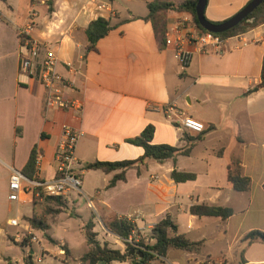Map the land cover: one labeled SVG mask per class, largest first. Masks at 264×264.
<instances>
[{"label": "crops", "instance_id": "1", "mask_svg": "<svg viewBox=\"0 0 264 264\" xmlns=\"http://www.w3.org/2000/svg\"><path fill=\"white\" fill-rule=\"evenodd\" d=\"M154 1L171 6L156 17L159 34L147 19L148 4ZM186 1L190 0H0V244L13 237L8 221L20 218V206L25 209L22 216L35 214L32 190L21 195V202L9 200L12 170L21 172L35 147L37 178L53 179L63 129L72 127L82 131L74 155L84 194L71 192L63 199L72 201L67 207L74 208L79 217L76 207L81 206V200L88 201V208H94L95 203L99 215L92 212L87 216L83 228L92 220L101 245L126 251L125 240L105 226L114 217H131L135 237L138 234L151 244L153 226L170 217L179 234L191 241H204V246L199 253L171 249L150 264H264L261 242L245 249V263L240 257L244 236L254 230L264 232V87H258L264 75V24L224 39L219 55L195 51L182 72L176 48L166 45L165 38L178 24L198 28L191 13L177 10ZM250 1L207 0L205 17L222 23ZM98 18L109 21L112 28L88 50L86 30ZM31 19L30 38L55 55L58 72L70 78L67 65L80 68L70 94L83 101L80 115L46 108L43 89L19 75L18 31ZM189 48L195 50L194 45ZM186 117L201 122L204 131L184 129L181 121ZM148 125L155 128L152 144L181 149L191 145L190 153L157 162L160 173L150 168L156 161L147 160L145 165L128 169L125 180L111 188L107 186L119 172L85 169L95 161L141 157L144 150L128 141ZM196 137L200 139L187 141ZM232 160L240 162L243 175L251 180L248 191H235L228 182L227 167ZM173 170L194 174L195 179L177 183L171 177ZM88 175L100 179L101 186L92 187ZM30 182L26 178L23 185ZM195 204L229 207L233 214L225 221L197 217L189 212ZM64 212L47 220L49 229L50 221ZM49 229L41 232L56 246V257L65 246L69 254H64V264L71 258L82 264L80 258L89 251L88 244L84 254L75 257L69 242L49 236ZM112 241L116 247L109 244ZM133 261H139V256ZM0 264L12 261L0 253Z\"/></svg>", "mask_w": 264, "mask_h": 264}, {"label": "trees", "instance_id": "2", "mask_svg": "<svg viewBox=\"0 0 264 264\" xmlns=\"http://www.w3.org/2000/svg\"><path fill=\"white\" fill-rule=\"evenodd\" d=\"M196 2L197 0L186 1L180 4L177 7V10L187 11L191 13L196 26L199 29L204 30L198 23L196 17ZM170 8L171 6L169 4L163 3L161 1H154L148 4L149 14L147 16V19L151 20L154 23L155 30L158 34L159 32L162 33V31L159 30L155 25L156 17L159 16V14H163ZM261 24H264V1L236 27L230 29L227 32L217 35L222 39H227L238 34L246 33L248 30L255 28ZM111 28V23L103 18H98L92 21L86 30V35L89 39L88 50L94 49L97 42L102 39L111 30ZM258 87H264V75L262 83ZM154 130L155 128L153 125H148L140 133V135L128 141L130 144L139 146L144 150V154L138 159L121 162L95 161L92 163H87L85 165V169L100 170L106 174L119 172L115 174L110 180L107 188H111L115 186L118 181L125 180V173L128 169L145 165L147 160H154L158 163H163L166 160H175L180 155H188L190 153L191 145L185 149H181L166 144H152ZM199 139L200 137H196L191 138L187 141L194 142ZM37 160L38 152L34 147L21 173L31 182L43 183L44 181L38 179L36 175ZM171 177L177 183L195 179L194 174L179 172L177 170L172 171ZM227 180L232 186L233 190L238 192L248 191L251 185V180L243 175L242 168L238 160H232L228 165ZM38 202H41L45 205H54V207H50L47 213H45L47 216H56L61 212H64L68 208V203L65 199H63L62 197L48 196L44 193L41 187L36 186L32 189V205L35 206ZM189 212L191 215L197 217H216L220 218L222 221H225L233 214L232 209L229 207L211 206L207 204L192 205L189 209ZM24 220L30 225L33 230L45 231L49 229L47 220L41 217L32 215L31 217H24ZM105 226L109 231L124 240H126L136 228L135 225L132 222L128 221L126 218L118 217L112 218L105 224ZM93 229L94 223L92 220H89L83 228V233L90 248L89 251L80 258V262L82 264H110L112 262H128V264H132L131 262L135 259L136 255L129 254L130 251L142 253L143 257L139 259V261L142 264H150L152 261L160 260V258L165 257L168 251L171 249L182 250L190 253H199L204 246V241H191L185 235L179 234L177 225L170 217L162 219L160 222L153 226L149 237V239H152L154 241L152 244L146 243L143 238H140V245L143 246L144 250L135 248L134 246L126 243V251L122 253L120 250L109 248L106 244L101 245L98 242L97 234L93 231ZM10 240L15 243V239L10 238ZM254 242H261L264 244V232L254 230L244 236V238L242 239V243L245 245V247L240 254L242 263H245V260L243 258L245 249ZM20 245L23 247H29L32 250V245L27 240L21 242ZM63 248L65 250V255H68L69 250L67 249V247L63 246ZM25 264H32V255H28L25 258ZM199 264H209V262L205 261Z\"/></svg>", "mask_w": 264, "mask_h": 264}, {"label": "built area", "instance_id": "3", "mask_svg": "<svg viewBox=\"0 0 264 264\" xmlns=\"http://www.w3.org/2000/svg\"><path fill=\"white\" fill-rule=\"evenodd\" d=\"M33 27L34 22L31 19L18 31L20 39L19 75L27 77L43 89L44 105L46 108L72 111L80 115L83 109V101L70 95L74 91V79L81 74L80 68L74 64H68L70 78L62 76L57 70L58 60L55 55L46 45L36 39L30 38ZM223 42L224 39L217 34L199 28L186 27L184 24H178L173 27L166 33L165 38L166 45L175 46L176 59L182 72L188 68L195 51L219 55L222 52ZM190 45H194L195 50L190 49ZM42 52H44V56L41 58ZM170 110L171 108L167 111ZM181 125L184 129L195 133H202L205 129L201 122L190 117L182 119ZM81 135L82 131L80 129L65 127L62 133V140L55 154V177L43 183L30 182V185L41 187L48 196L64 198L71 192L84 194L80 174L75 169L78 161L74 155L76 144ZM24 180L26 178L20 171L12 170L8 183V198L11 202H21V195L30 191V189L23 185ZM90 206H92L91 202ZM130 218L126 217L128 221L132 222ZM24 223L22 224V220L17 216L8 221L11 227H21L27 232V235L23 237L17 234L15 241L19 243L24 240H28L29 242L37 241L36 237L31 233L33 229L29 224ZM125 242L135 248L144 250L143 246L140 245V236L137 234L135 237V232H132ZM59 253L64 255V249H60ZM37 261L41 262L42 260L39 258Z\"/></svg>", "mask_w": 264, "mask_h": 264}, {"label": "rangeland", "instance_id": "4", "mask_svg": "<svg viewBox=\"0 0 264 264\" xmlns=\"http://www.w3.org/2000/svg\"><path fill=\"white\" fill-rule=\"evenodd\" d=\"M154 161V160H153ZM154 163L152 166H150L151 170L157 171L160 173V168L157 164V162ZM87 182L92 187H100L101 181L100 179H95L94 176L88 175L87 176ZM28 189L32 190L33 186L28 185L26 186ZM92 193H88V195H91ZM72 202V201H70ZM68 201V203H70ZM88 201L81 200V206L76 207V211L80 214L79 216L75 215V209L74 208H67L66 212L64 214H61L59 218L56 219V221H50V229L48 231V235L55 238H65L70 246L73 249V254L75 257L81 256L84 254V252L87 249V243L82 236V228L84 221L88 218L87 216H90V214L93 212L95 215H99L98 208L96 207L94 203V208L87 207ZM29 207V206H27ZM35 216L41 217L46 220L53 219L54 217L47 216L45 213H47L48 209L50 207H54L53 204H42L41 202H38L35 206ZM26 208V207H25ZM25 212V209L23 206L19 207L18 210V216L22 220V224H25L26 222L24 220L25 216H22ZM27 223V222H26ZM28 224V223H27ZM99 227V226H98ZM10 232L12 234V237H16V235H20L23 237L24 235H27V232L21 228V227H11ZM32 235L36 237L37 241L30 242L32 245V250L29 247H23L20 245L19 242L13 243L9 239H5L3 243L0 244V253H4L6 256L10 258V261H12V264H16L15 261H18L19 264L24 263L25 258L28 255H32V264H64V255L61 253H58V256L54 254L56 250V246L50 242L46 236L42 234L41 231L32 230ZM28 237V236H27ZM30 239V237H29ZM28 241V240H27ZM121 243V241H119ZM111 246L116 247V244L114 241L109 243ZM33 252V253H32ZM47 252V253H46ZM176 253V252H172ZM184 253V252H180ZM41 258V262H38L37 260ZM177 261L179 259L176 258ZM174 261L172 260V263ZM68 264H77L76 261L73 260V258L69 259Z\"/></svg>", "mask_w": 264, "mask_h": 264}, {"label": "water", "instance_id": "5", "mask_svg": "<svg viewBox=\"0 0 264 264\" xmlns=\"http://www.w3.org/2000/svg\"><path fill=\"white\" fill-rule=\"evenodd\" d=\"M264 0H251L245 7H243L238 13L229 18L228 20L214 24L208 21L205 17V8L207 0H197L195 11L198 23L207 32L214 34H221L236 27L239 23L245 20L258 6L263 3ZM129 254L139 256V259L143 257L142 253L130 251ZM132 264H142L140 261H133Z\"/></svg>", "mask_w": 264, "mask_h": 264}]
</instances>
